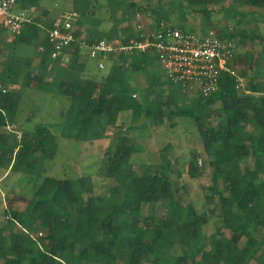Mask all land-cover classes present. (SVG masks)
Returning <instances> with one entry per match:
<instances>
[{
  "label": "trees",
  "instance_id": "16d2710c",
  "mask_svg": "<svg viewBox=\"0 0 264 264\" xmlns=\"http://www.w3.org/2000/svg\"><path fill=\"white\" fill-rule=\"evenodd\" d=\"M80 1L84 3L80 5L82 14H95L89 0ZM123 1L129 5L128 16L145 10L133 0ZM185 1L205 6L202 11L209 15L206 5L221 0ZM17 2L28 10L40 5L39 0ZM234 2L264 9V0ZM155 13L159 15L158 23L169 19L167 12ZM33 19L26 26L28 33L23 28L12 43L33 42L36 51L42 54L36 87L46 89L50 82L46 78L51 72L48 73L47 60L53 59L52 45L46 32L41 39L36 38L42 19L35 15ZM116 20L119 25L120 20ZM123 31L125 36L120 39L123 44L139 38L141 33L132 25ZM226 35L245 43V36L234 30ZM105 36V31H93L85 41L92 45ZM75 37L80 38L78 30ZM81 52L77 42L73 43L51 65L58 67L53 71L51 85L65 72L71 73L57 84L58 91L71 102L68 114L73 116L75 130L71 136L80 141L108 137L106 127L91 131L95 119L104 114L108 115L107 125L116 114L127 111L132 114V122L145 115L155 125L172 127L179 124L177 119L181 117L192 118L209 159L203 155L199 158L200 154L194 151L188 171L197 178L202 175L204 164L208 162L211 167L212 184L206 187L205 194L209 212L199 213L192 204L184 202L181 190L187 189L173 180L171 172L179 171L174 170L165 151L161 163L141 164L142 170H136L130 158L138 148L132 143L128 129L119 125L112 133L115 143L108 147L106 164V175L115 180L116 191L85 199L83 177L46 176L23 210H5L7 220L0 226V264H250L251 261L264 264V250L257 247L264 244V79L257 80L255 75L256 81L238 87L236 76L222 72L217 91L208 97L185 93L192 106L183 107L176 103L175 93L159 100L164 93L160 78L147 70L152 65V52H122L118 59L112 60L111 70L101 80L83 75ZM69 56L72 61L65 65L62 59ZM235 59L230 66L237 72ZM15 64L14 58L9 60V67ZM142 71L146 72L147 88L155 97L149 99L146 95L138 101L131 83L134 73ZM4 72L3 68L0 169L33 175L40 165L42 168L49 158L55 157L57 136L46 124H38L32 131L24 130L21 134L6 130L17 120L21 96L8 89ZM30 72L27 75L32 76ZM237 74L246 76V71L240 69ZM217 103L221 105L219 109L210 108ZM249 158L253 159V165L245 164ZM148 204H163L165 215L157 217L153 206L145 213ZM213 216L219 225L213 233L206 234L203 227ZM16 225L19 228L13 230ZM174 246H180L182 253L171 254ZM36 249L39 250L34 253Z\"/></svg>",
  "mask_w": 264,
  "mask_h": 264
},
{
  "label": "rangeland",
  "instance_id": "374dc122",
  "mask_svg": "<svg viewBox=\"0 0 264 264\" xmlns=\"http://www.w3.org/2000/svg\"><path fill=\"white\" fill-rule=\"evenodd\" d=\"M88 2L92 11L95 10V14H82L80 5L83 2L80 0H39L40 5L30 9L32 11L29 10L32 15L45 20V23L38 24L41 30L36 38L43 37L45 28L51 27L52 24L62 23L65 12L77 10L79 16L76 30L79 31L81 40L90 37L93 31L101 30L106 32L105 38L112 43L121 42V37L125 36L123 31L125 27L132 25L136 30L141 28L148 30L150 25L156 26L157 24L156 19L159 15L155 11L162 14L167 12L169 16V19H166L167 22L174 26L193 30L204 37L213 35L214 31L224 34L232 30L240 36L244 35L245 43H239V54L234 62L237 73L240 69L246 71V76L240 75L243 78L244 86L249 85L251 81L258 80V77H261V80L264 79V9L262 8L237 4L234 0H221L207 4L206 9L210 14L204 15L202 9L205 6L191 5L185 0H133V2L143 5L145 10L134 11L132 15L128 16L127 6L123 0H89ZM21 8L24 7L18 4L17 10H22ZM116 19L120 20L119 25L116 23ZM26 26L27 24L23 31L28 33ZM7 36L11 37L12 34L4 32L0 37V72L3 68L5 69L4 78L8 82L6 86L20 94L21 101L17 120L6 130L21 134L24 130L32 131L38 124H46L57 136L58 144L55 157L49 158L42 168L40 165V170L36 174L28 175L0 169V226L7 220L5 210L7 208L23 210L34 198L35 190L46 176L83 177L86 179L83 189L85 199L116 191L115 180L106 175V164L108 147L115 143L112 133L119 125L128 129L132 143L138 148L130 158L136 170H142L141 164L161 163L163 161L161 155L165 151L167 158L173 163L174 170L178 169L179 171V173L171 172L173 180L180 187L184 185L187 189L186 192L181 190L184 202L192 204L199 213L209 212L210 205L206 202L205 194L208 191L206 187L212 184L211 167L208 162L203 167L201 166L203 173L197 178L188 171L194 151L200 154L199 158L209 159L197 130V124L192 118L181 117L177 119L179 124L172 127L168 124L155 125L145 115H142L138 122H132V114L127 111L116 114L107 125L108 115L104 114L95 119L91 131L97 132L106 127L109 136L80 141L71 136L75 131L72 126L73 116L68 114L71 102L57 89L58 80L69 77L71 73L65 72L51 85L53 71L58 68L54 65L46 78L47 81H50L48 86H45L46 89H38L36 84L41 62L40 54L36 51L33 42L31 44H13L11 39H2ZM119 55L120 52L116 51L110 57L105 55L92 58L89 56V48L84 46L81 52L82 59L79 58V61L84 64L83 75L98 80L103 79L111 70L112 60L118 59ZM151 55L152 65L147 70H149L148 72L153 71L160 78L164 89L159 100L164 101L169 93H175L176 103L179 106L191 107L192 103L185 97L182 89L169 83L165 71L158 61L157 54L151 53ZM12 58L16 64L9 67V60ZM47 61L52 65L55 59L48 58ZM71 61L72 57L70 60L66 57L64 64L70 65ZM100 61L104 63V68H99ZM64 64L62 65L65 66ZM29 71L32 76L27 75ZM256 71H259V74ZM145 73V71L134 73V82L131 83L138 101L145 99L146 95L149 96V99L155 97L151 93V89L147 88L149 82ZM255 75H257L256 79ZM220 107V103H217L210 108L219 109ZM210 122L213 123L211 120ZM248 129L251 130V127ZM166 147L169 149L166 150ZM245 164L253 165V159L249 158ZM151 206L154 207L157 217L165 215L166 208L163 204H148L145 206L144 212L147 213ZM217 225H219V221L216 216H213L203 227V231L206 234H211L216 230ZM17 228L19 225H16L13 230ZM257 247L260 251L264 250V244L260 243ZM38 250L36 249L34 253H37ZM170 253L180 254L182 248L174 246ZM250 264H255V261H251Z\"/></svg>",
  "mask_w": 264,
  "mask_h": 264
},
{
  "label": "built area",
  "instance_id": "2783aa9c",
  "mask_svg": "<svg viewBox=\"0 0 264 264\" xmlns=\"http://www.w3.org/2000/svg\"><path fill=\"white\" fill-rule=\"evenodd\" d=\"M17 6V0H0V37L4 32L12 34L11 37H2V39L13 41L26 24L33 23L34 15L25 8L17 10ZM78 16L77 10L67 11L62 23L45 28L52 45V57L60 58L73 46V43L81 41L83 47L89 48V56L92 58L105 55L110 57L116 51L120 54L132 50L156 53L168 81L187 94L200 93L205 97L210 96L219 88L222 72L236 76L238 87L244 86L243 78L230 66L238 53L239 42L236 38H229L226 33L214 31L213 35L204 37L161 20L159 23L156 22V26H150L148 30L141 28L139 38H131L128 44L118 41L112 43L104 38L89 45L81 38L76 40ZM104 66L100 61L99 68Z\"/></svg>",
  "mask_w": 264,
  "mask_h": 264
},
{
  "label": "crops",
  "instance_id": "0c3cea01",
  "mask_svg": "<svg viewBox=\"0 0 264 264\" xmlns=\"http://www.w3.org/2000/svg\"><path fill=\"white\" fill-rule=\"evenodd\" d=\"M127 6V5H126ZM31 11V10H30ZM36 16V15H35ZM40 24H43V23H45V20L44 19H42L41 20V22H39ZM54 25H56V24H52L51 25V27L52 26H54ZM151 26V25H150ZM149 26V27H150ZM81 38V37H80ZM81 42V41H80ZM80 42H77V44H78V46L81 48V50H82V48H83V46L80 44ZM40 49H42V47L40 48ZM72 49H70V51H71ZM69 55V54H68ZM71 56H69V58H70ZM41 58H42V54H40V62H41ZM54 58V57H53ZM55 60H57L58 58H54ZM80 59H82V56L80 57ZM63 61H65V59L63 58L62 59ZM70 60V59H69ZM49 68H48V73L52 70V66L50 65V66H48ZM52 67V68H51Z\"/></svg>",
  "mask_w": 264,
  "mask_h": 264
}]
</instances>
